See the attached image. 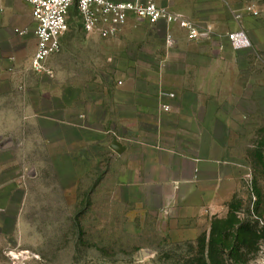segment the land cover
I'll return each instance as SVG.
<instances>
[{
  "label": "crops",
  "instance_id": "obj_1",
  "mask_svg": "<svg viewBox=\"0 0 264 264\" xmlns=\"http://www.w3.org/2000/svg\"><path fill=\"white\" fill-rule=\"evenodd\" d=\"M194 1L156 0L185 18L217 10L210 0ZM218 25L211 40L194 42L176 23L132 16L104 39L83 25L73 31L69 21L61 85L58 64L49 66L54 56L50 74L32 70L37 39L29 2L0 0V222L24 216L46 168L72 185L93 169L104 175L107 156L119 199L136 194L147 211L175 224L178 241L204 238L208 250L252 175L233 136L247 126L245 90L241 82L226 87L240 78L242 57L227 55L234 52ZM77 63L88 64L87 79H78ZM226 104L227 117L220 115Z\"/></svg>",
  "mask_w": 264,
  "mask_h": 264
},
{
  "label": "rangeland",
  "instance_id": "obj_2",
  "mask_svg": "<svg viewBox=\"0 0 264 264\" xmlns=\"http://www.w3.org/2000/svg\"><path fill=\"white\" fill-rule=\"evenodd\" d=\"M210 2L217 10L186 19L209 27L212 36V25L217 22L234 52L228 48L227 55L242 57L240 78L235 76L226 87L235 90L241 82L245 90L247 126H242V134L234 132L233 136L238 154L252 170L242 194L232 204L230 218L216 224L213 264H264V170L251 164L257 153L264 152V0ZM194 3L209 4L208 0ZM70 23L73 31L82 26L77 9L71 12ZM237 33L245 34L246 47H235L230 37ZM75 52L79 61L85 55L81 49ZM63 56L64 48L49 63L50 67L52 62L58 64L56 78L61 85ZM73 68L79 80L90 76L87 63ZM227 105L221 116L230 114ZM105 159L104 175L93 169L92 175L72 185L65 184L64 176L50 175L46 168L31 187L24 216L0 222V264H192L205 239L178 241L175 224L147 211L136 194L131 200L119 199L112 184V162L107 156Z\"/></svg>",
  "mask_w": 264,
  "mask_h": 264
},
{
  "label": "built area",
  "instance_id": "obj_3",
  "mask_svg": "<svg viewBox=\"0 0 264 264\" xmlns=\"http://www.w3.org/2000/svg\"><path fill=\"white\" fill-rule=\"evenodd\" d=\"M32 7L35 21L37 49L31 67L37 74H50L49 59L61 52L62 37L69 31L71 11L76 8L84 30L107 39L115 37L134 16L152 25L160 22L179 24L194 42L207 41L212 36L209 27H203L187 20L183 15L172 13L161 7L156 0H27ZM236 48L246 47L248 40L244 33L231 35ZM171 42V38H170ZM166 109H169L166 107Z\"/></svg>",
  "mask_w": 264,
  "mask_h": 264
},
{
  "label": "trees",
  "instance_id": "obj_4",
  "mask_svg": "<svg viewBox=\"0 0 264 264\" xmlns=\"http://www.w3.org/2000/svg\"><path fill=\"white\" fill-rule=\"evenodd\" d=\"M258 148L261 149V147ZM251 164L254 169L261 167L264 170V152L257 153L255 158L251 159ZM213 249H215V238L211 240L208 250L206 249V241L202 243L197 253V257L192 261V264H213Z\"/></svg>",
  "mask_w": 264,
  "mask_h": 264
},
{
  "label": "water",
  "instance_id": "obj_5",
  "mask_svg": "<svg viewBox=\"0 0 264 264\" xmlns=\"http://www.w3.org/2000/svg\"><path fill=\"white\" fill-rule=\"evenodd\" d=\"M114 149H115L116 152H119L120 151L118 147L117 148L115 147Z\"/></svg>",
  "mask_w": 264,
  "mask_h": 264
}]
</instances>
